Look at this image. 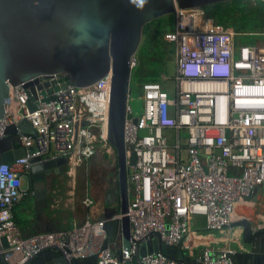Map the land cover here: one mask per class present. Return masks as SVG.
Returning a JSON list of instances; mask_svg holds the SVG:
<instances>
[{
    "label": "built area",
    "instance_id": "1",
    "mask_svg": "<svg viewBox=\"0 0 264 264\" xmlns=\"http://www.w3.org/2000/svg\"><path fill=\"white\" fill-rule=\"evenodd\" d=\"M172 15L173 29L163 40L174 49V90L162 86L163 75L158 82L141 83V112L134 116L128 105L132 116L124 125L125 146L137 158L128 172L130 257L153 233L166 245H181L201 264H237L231 249L204 246L197 252L194 239L201 235L192 232L191 221L201 217L206 232L222 231L232 224L237 204L264 189V43H242L240 36L253 34L217 23L204 8L176 7ZM41 82L51 88L64 83L57 76ZM11 87L0 139L21 120L36 134L20 136L24 157L0 164V235L9 242L6 260L23 264L38 250L55 246L69 258L97 251V264H124L110 244L102 249L108 238L104 218L87 217L67 230L24 235L13 214L35 164L65 158L67 166L76 167L89 161L96 143L110 148V76L89 88L60 89L52 101L42 102L39 94L33 112L29 90ZM83 202L92 204L89 198ZM134 264L178 263L152 254Z\"/></svg>",
    "mask_w": 264,
    "mask_h": 264
},
{
    "label": "water",
    "instance_id": "2",
    "mask_svg": "<svg viewBox=\"0 0 264 264\" xmlns=\"http://www.w3.org/2000/svg\"><path fill=\"white\" fill-rule=\"evenodd\" d=\"M226 1L229 0H0V121L7 115L11 86L23 85L29 90L28 107L33 112L39 94L42 102L52 101V94L60 89L89 88L110 76L106 141L116 156L119 207L104 209L108 238L102 249L120 238L117 255L124 257V264H134L152 254H163L178 264H201L181 245H166L153 233L137 245L133 258L130 257L128 172L137 158L133 148L125 146L124 125L132 116L127 104L132 62L145 25L173 14L176 7L204 8ZM55 76L59 83H64H52L51 88V84L41 82ZM35 134L27 120L8 127L0 139V164L24 157L25 149L19 147L20 136ZM66 165L65 158H58L32 167L30 183L36 207L45 202L46 176L59 174ZM241 225L245 226L243 242L248 252L238 251L234 259L237 264H264V227L254 231L247 223ZM8 246L7 238L0 235V264H12L4 253ZM97 259V251L69 258L59 248L49 246L35 252L23 264H97Z\"/></svg>",
    "mask_w": 264,
    "mask_h": 264
},
{
    "label": "rangeland",
    "instance_id": "3",
    "mask_svg": "<svg viewBox=\"0 0 264 264\" xmlns=\"http://www.w3.org/2000/svg\"><path fill=\"white\" fill-rule=\"evenodd\" d=\"M254 4H258L259 0H250ZM261 12V13H259ZM215 19V18H214ZM216 21V20H215ZM238 32H250L251 36H240L242 43L260 42L264 43V5L258 9V14L249 16L246 20L228 21ZM158 28L161 32H168L173 29V15H168L153 22L147 28V31H154ZM146 28L142 31V41L145 38ZM141 47V44H140ZM136 54V67L132 71V78L130 82V93L128 97V105L131 108L134 116L141 112L140 84L144 79L143 70L146 66L140 62L139 50ZM162 56L160 63L156 66L159 71V76L165 77L162 86L170 93L173 92L175 83V62L174 49L167 43L162 44ZM139 58V59H138ZM159 78V77H158ZM160 81V78H159ZM172 139V137H170ZM99 142V140H98ZM73 169V170H72ZM46 180V197L42 209L46 218L52 224L51 228L47 229H63L67 230L71 227L70 220L73 218L77 225H80L87 217L96 220L97 217L90 216L89 208L91 206L98 207L101 214L107 207H119V184L118 172L116 166V156L114 150L104 143H96L95 153L83 165L76 167L64 166L58 175L50 173L45 178ZM25 195L17 206L26 207L31 205L30 211H38L36 207V200L33 196V189L31 183H24ZM89 198L92 204L86 206L84 199ZM109 201V202H108ZM20 208V207H19ZM41 209V210H42ZM120 248V247H119Z\"/></svg>",
    "mask_w": 264,
    "mask_h": 264
},
{
    "label": "crops",
    "instance_id": "4",
    "mask_svg": "<svg viewBox=\"0 0 264 264\" xmlns=\"http://www.w3.org/2000/svg\"><path fill=\"white\" fill-rule=\"evenodd\" d=\"M58 175V174H57ZM22 200V199H21ZM20 200V201H21ZM19 201V202H20ZM19 202L15 205L13 214L19 225L22 233L24 235L40 232V231H51L57 229H47L51 228L52 224L50 220L46 218L44 210L42 207H38V211H30L31 205L26 207L17 206ZM109 202V201H108ZM20 207V208H19ZM42 209V210H41ZM75 206L73 211V218L70 220V224L74 222ZM90 216L99 218L104 217V211L101 214V210L98 207L91 206L89 208ZM241 222L247 223L252 226L253 230L256 231L264 227V189L260 188L255 194L250 197L241 200L235 209L233 214L232 224L222 231L206 232L204 228V219L201 217H195L191 221L192 232L201 235L199 239H194L195 244L199 246L197 252L204 246H211L215 249H231L234 254L238 251L248 252V248L245 246L243 240L245 233V226L241 225ZM110 245L115 251L120 250L121 240L117 238L115 241H111ZM120 247V248H119ZM247 263L249 258L245 259ZM237 262V260H236Z\"/></svg>",
    "mask_w": 264,
    "mask_h": 264
},
{
    "label": "trees",
    "instance_id": "5",
    "mask_svg": "<svg viewBox=\"0 0 264 264\" xmlns=\"http://www.w3.org/2000/svg\"><path fill=\"white\" fill-rule=\"evenodd\" d=\"M259 5L260 7L264 5V0H259L258 4H254L250 0H229L206 6L204 9L207 13H209V15L215 18L217 23L232 26L230 23H226L228 21L236 22L237 19L246 20L249 16L255 15L256 13L258 14ZM153 22H157V20L145 25V38L142 41L139 50L140 62L146 66V69L143 70L144 72L142 75L144 79L141 83L158 82L160 78V73L156 69V66L161 61V48L162 44H165L163 40V34L165 32H161L158 28H155V30L151 32L147 31V28L150 27Z\"/></svg>",
    "mask_w": 264,
    "mask_h": 264
}]
</instances>
